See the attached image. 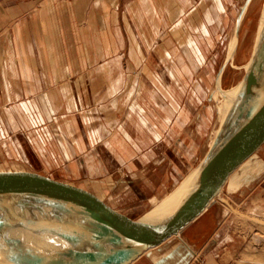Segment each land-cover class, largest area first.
Wrapping results in <instances>:
<instances>
[{"label": "crops", "instance_id": "0c3cea01", "mask_svg": "<svg viewBox=\"0 0 264 264\" xmlns=\"http://www.w3.org/2000/svg\"><path fill=\"white\" fill-rule=\"evenodd\" d=\"M56 3L0 0V144L34 152L76 211L132 218L127 203L157 198L197 157L209 121L208 109L197 121L213 81L207 57L225 36L233 1L201 0L178 15L154 0ZM185 22L196 25L181 42ZM251 185L242 198L253 203L264 178ZM249 226L213 204L185 228L187 241L131 264H182L188 250V264H262L264 246Z\"/></svg>", "mask_w": 264, "mask_h": 264}, {"label": "water", "instance_id": "95a60500", "mask_svg": "<svg viewBox=\"0 0 264 264\" xmlns=\"http://www.w3.org/2000/svg\"><path fill=\"white\" fill-rule=\"evenodd\" d=\"M252 2L245 0L240 7L209 96L223 97L219 124L203 157L180 182L141 216L115 220L112 211H76L71 196L53 182L45 185L43 176L28 166L1 168L0 264H131L143 254L154 256L180 239L187 241L185 228L216 203L225 185L250 186L262 178L264 159L258 153L264 146V2L243 78L231 89L222 85L226 68L240 67L234 61ZM192 256L188 250L182 264Z\"/></svg>", "mask_w": 264, "mask_h": 264}, {"label": "rangeland", "instance_id": "374dc122", "mask_svg": "<svg viewBox=\"0 0 264 264\" xmlns=\"http://www.w3.org/2000/svg\"><path fill=\"white\" fill-rule=\"evenodd\" d=\"M55 4H58L56 2H60L62 0H53ZM156 2H159L158 4L161 5V9L165 12L164 14L168 15H173L175 13L180 14L181 11L187 10L188 9V4H195L198 1L201 0H176L177 5L179 3H182L183 6L181 10L179 9L180 7H177L175 12L173 11L171 4L172 0H154ZM232 13L230 17V21L228 23V27L225 32V36L221 38L219 41H217V46L213 49V51L208 55L207 57V62L206 64H211L213 67V74H212V83L209 89V92L207 94V100L202 98L204 100L199 104V117H198V123L202 122L203 118L202 115L205 112L206 109L207 111V118L209 119L207 128L205 130V134L200 135L199 138V148H198V153L197 157L195 160H193L190 164L187 166H182V173L179 174V171L173 174V177L175 176L173 182H170L167 184V189L162 191L160 195L157 198H146L142 196L137 200V202H129L127 203V206L124 208L125 210H129L130 207H134L136 212H133L131 214L132 218H137L141 216L144 212L149 210L156 202H158L163 196H165L168 192H170L179 182L180 180L200 161V159L203 157L204 153L206 152L209 142L212 138V135L217 128L219 124V119H220V114L218 112V108L222 106L224 100L222 96H217L214 99H209L210 93L212 89L215 86V80L217 77V74L222 66V64L225 61L226 55L228 53L229 47H230V42L232 39V34H233V28L235 25L236 18L239 14L240 7L244 3L245 0H232ZM264 0H253V2L250 5V8L248 9L245 19L242 24L241 28V36H240V45L237 50V54L235 57V64L239 65L240 67H235L232 65H229L225 72L223 73L222 77V85L225 89H231L235 87L243 78L245 74V68L243 67L244 64L247 63L249 60L253 44H254V39L256 36L257 32V27H258V20L261 12V7L263 4ZM187 4V8L184 6ZM197 4V3H196ZM201 9V10H199ZM198 9V14L203 13L205 11L204 8H199ZM184 14V13H183ZM200 26H202L204 23H199ZM197 24V25H199ZM158 25V24H157ZM174 26V24L170 23L169 26ZM192 25L196 24H190L188 22H185L183 24V29H181V32L183 34V37L181 39V42H184L186 40V33H189V29H191ZM145 26V25H144ZM186 26L188 29H186ZM159 44L161 43V39L155 40ZM206 49H209V46L206 45ZM59 59L62 58H67V55H59ZM154 61L152 63L158 64V56H152ZM213 57V58H212ZM242 65V66H241ZM136 73V72H135ZM122 105V104H121ZM126 105V104H123ZM206 116V115H205ZM203 123V122H202ZM204 135V136H203ZM13 152V151H12ZM9 152L8 150L4 149V147L0 144V169H11L13 171H18L20 169H23V167L28 166L29 168L33 169L34 171L38 172L41 176L44 178V184L48 185L49 182H51L50 178L48 177L49 175V170L43 167L41 161L39 160V157L34 154V152H28L27 155L20 156L16 150L14 153ZM20 156V157H19ZM258 157L264 159V146L258 153ZM264 178V175L262 176L261 179H259L254 185L252 184L251 186L254 187L255 185H258V183ZM62 186V185H61ZM260 190H264V185H261L259 188ZM244 190V192H242ZM264 192V191H263ZM245 193H248V191L245 189V187H232L229 185H225L223 188L221 194L216 198V203L215 205L222 206V202L227 204L230 209H232L233 213L240 214L242 217L249 219L251 226L248 227L249 232L251 234L250 237L253 239V243L256 246L261 245L262 247L264 246V194L257 196L253 203L248 201L247 198L243 199V195ZM103 199H107L108 195L105 193H102ZM233 196V197H232ZM144 197V198H143ZM260 197V198H259ZM259 198V199H258ZM109 199V197H108ZM243 199V200H241ZM134 201V200H133ZM240 201L242 204H240L242 207H246L247 209L245 212L241 211L240 209H234L239 208ZM122 207V206H120ZM252 207H257V211L254 212L252 211ZM206 212V211H205ZM264 248V247H263ZM264 264V262L262 263Z\"/></svg>", "mask_w": 264, "mask_h": 264}, {"label": "bare ground", "instance_id": "6f19581e", "mask_svg": "<svg viewBox=\"0 0 264 264\" xmlns=\"http://www.w3.org/2000/svg\"><path fill=\"white\" fill-rule=\"evenodd\" d=\"M249 8H250V7H249ZM118 11H119V10H118ZM91 18H92V17H91ZM88 26H89V25H88ZM89 28H90V27H89ZM85 34H86V33H85ZM55 36H56V35H55ZM128 37H129V36H128ZM60 41H61V40H60ZM60 41H59V42H60ZM125 41H126V40H125ZM236 54H237V53H236ZM241 66H242V65H241ZM216 198H217V197H216ZM216 198L214 199V201L216 200ZM214 201H213V202H214Z\"/></svg>", "mask_w": 264, "mask_h": 264}]
</instances>
